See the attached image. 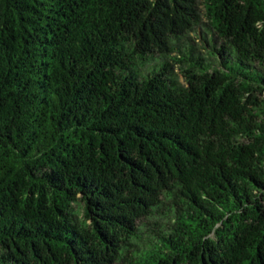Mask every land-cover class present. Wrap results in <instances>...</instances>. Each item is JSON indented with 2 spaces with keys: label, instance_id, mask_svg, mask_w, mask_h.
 Instances as JSON below:
<instances>
[{
  "label": "trees",
  "instance_id": "16d2710c",
  "mask_svg": "<svg viewBox=\"0 0 264 264\" xmlns=\"http://www.w3.org/2000/svg\"><path fill=\"white\" fill-rule=\"evenodd\" d=\"M0 264H264V0H0Z\"/></svg>",
  "mask_w": 264,
  "mask_h": 264
}]
</instances>
